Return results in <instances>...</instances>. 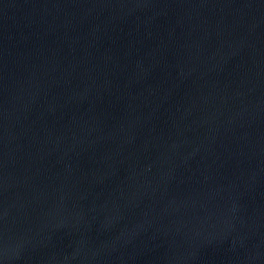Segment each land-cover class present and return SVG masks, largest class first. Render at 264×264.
Listing matches in <instances>:
<instances>
[{
  "label": "water",
  "instance_id": "95a60500",
  "mask_svg": "<svg viewBox=\"0 0 264 264\" xmlns=\"http://www.w3.org/2000/svg\"><path fill=\"white\" fill-rule=\"evenodd\" d=\"M0 264H264V0H0Z\"/></svg>",
  "mask_w": 264,
  "mask_h": 264
}]
</instances>
